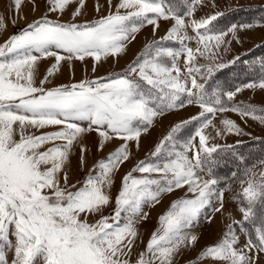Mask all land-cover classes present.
Instances as JSON below:
<instances>
[{
	"label": "snow or ice",
	"instance_id": "6c2138e0",
	"mask_svg": "<svg viewBox=\"0 0 264 264\" xmlns=\"http://www.w3.org/2000/svg\"><path fill=\"white\" fill-rule=\"evenodd\" d=\"M47 2L49 12L63 14L76 0ZM181 2L187 5L183 14L168 0H120L115 13L92 23L65 24L45 16L0 45V264H9V251L13 253L11 264H132L130 257L138 235L135 223L147 218L143 207L154 206L163 194L185 186L193 198H183L170 205L135 264H173L182 247L196 242L197 236L191 234L190 229L217 195L213 186L218 183L215 178L201 180L197 176V170L211 174L209 165L215 163L213 154L218 152V146L208 145L209 138L203 129L212 123L217 112L225 111L264 124V115L256 114L264 109L244 105L226 107L222 100L226 96L232 101L244 87L264 89V76L258 83L237 87L235 92L214 89L209 93L206 82L215 69L210 64L201 71V67L194 64L197 54L215 60L217 50L227 43L225 36L230 33L235 38L238 28L253 25L232 24L216 31L213 22L222 13L186 23L185 18L193 16L195 5L202 0ZM13 3L18 11L22 0H13ZM83 5L84 0H79L73 18L81 14ZM161 18L174 21L165 39L178 42L179 49L150 45L129 65L125 75L103 82L84 81L55 89L43 87L48 77L59 70L61 61H83L85 57L100 61L101 57L120 54L126 42L135 39V33L145 23L156 25ZM189 27L197 37L195 50L184 43L191 39L186 31ZM4 28L6 25L0 18V30ZM182 54L186 56L190 88L181 81L176 65ZM48 57H54L56 63L37 87L38 62ZM260 69L264 73V62ZM134 75L138 79H133ZM197 76L205 83H198ZM182 97H186V101ZM185 103L201 109L198 117L192 118L200 121L194 133V137L199 138L198 146L193 145L194 137H190L183 150H176L172 145L165 152V145L184 125L173 127L155 149L154 155L160 159L141 162L133 169L149 175L125 176L114 213L90 223L88 217L101 213L111 202L105 188L110 189L111 174L129 159L127 144L111 154L106 162L99 163L100 171L96 176L89 175L81 188L71 191L64 169L74 144L90 131L98 132L101 144L113 137L138 142L141 132L147 131L156 116L182 108ZM78 122H87L88 127H81ZM222 124L228 134H241L234 121L225 119ZM50 126H58L59 130L40 135L31 132V129L40 131ZM47 144L53 146L41 150ZM193 147L196 151L189 159L187 153ZM84 150L82 147L81 152ZM239 159L243 161V157ZM153 173L159 174V178H152ZM241 183L247 184L240 194L248 205L241 209L247 221L254 215L257 201L264 207V173H260L258 179L250 177ZM254 230L255 240L249 236L246 247L249 251L255 248L257 252H264V220ZM238 242V236L229 226L223 239L209 247L203 257L226 264H250L252 258L236 248Z\"/></svg>",
	"mask_w": 264,
	"mask_h": 264
},
{
	"label": "rangeland",
	"instance_id": "374dc122",
	"mask_svg": "<svg viewBox=\"0 0 264 264\" xmlns=\"http://www.w3.org/2000/svg\"><path fill=\"white\" fill-rule=\"evenodd\" d=\"M181 2V0H180ZM26 3H30V7L26 8L23 11L22 6ZM120 3V0H84L83 8L80 9V15L73 18L75 11L79 7V0H76L75 3H72L66 8L63 14L58 11L49 12L47 0H22V3L17 11L15 9L13 0H0V18H2L6 28L0 30V45H3L9 38L15 34H18L21 30L25 29L30 23L41 19L42 17L47 16L48 19L52 21H58L60 23H75V24H85L98 21L101 18L107 17L109 14L115 13L117 5ZM174 8H178L180 14H183L187 10V5L185 3H172ZM251 6V7H249ZM252 6L254 7L252 9ZM264 0H202L201 3L195 5V11L191 18H185V22L189 23V20L194 19L199 21L201 19H206L212 15L220 14L219 19L221 21H214L215 30H225L230 25H242V24H252L253 27L245 29H237L236 37L229 33L224 37L225 43L219 50L216 52V59L209 60L201 57L197 54V57L194 61V64L197 67H201V71H205L208 65H212L215 70L216 65L223 64L225 66L234 62L237 58L243 54L248 53L255 46L264 43ZM249 9L250 14L242 19L229 15L225 16L228 12H232L235 8H241V12L244 11V8ZM256 8V9H255ZM98 9V10H97ZM10 12L13 14L11 15ZM17 12V13H16ZM24 12V13H23ZM123 14V10H121ZM258 14L256 20H252L254 14ZM17 14V16H16ZM24 14V15H23ZM19 15H23L20 17ZM151 15V14H150ZM225 16V17H224ZM224 18H227L226 20ZM218 19V20H219ZM230 19V20H228ZM228 20V21H227ZM174 21L171 19H158L157 24H147L140 28V30L135 33V39L126 42L125 50L115 56L109 55L108 57H101L100 61H96L92 57H85L83 61L78 59L63 60L60 63L59 70L54 73L53 76L48 77V82L43 84L45 89H55L60 86H70L73 84H78L84 81H96L101 80L107 81L108 78H114L117 75H125L130 64H132L141 54L146 50L150 45H160L162 47H170L173 49H179L180 45L175 40H167L168 32L173 27ZM259 25V26H257ZM187 36L191 37L189 40H185L184 43L187 47L195 50L197 48V37L195 32L191 27L187 28ZM200 31H203L201 29ZM64 55V53H61ZM167 59V58H166ZM74 62L76 67L69 66L68 69H65V63ZM169 64L171 63L168 60ZM56 63L54 57H48L41 59L38 62L36 73H35V86L40 87L41 81L45 79L47 70ZM176 65L180 70V79L182 82L186 83L187 87H191V80L187 77L186 72V56L181 55L176 60ZM65 69V70H64ZM220 69V68H219ZM214 70V71H215ZM64 73V74H63ZM176 73L174 72L173 75ZM133 79H138L137 76H133ZM198 83H204L205 81L200 79L197 76ZM251 82L259 81H244L237 87L246 85ZM143 83V82H142ZM236 87V88H237ZM236 88L228 90L235 92ZM186 101V97H182ZM224 106L231 107L232 105H256L259 106V109H264V89L256 87L254 89L242 88L241 91L236 93L232 101H228L227 97H222ZM258 108V107H257ZM201 109L195 104H187L179 109L169 110L162 115H158L154 118L153 123L147 126V131H142L139 137L138 142L136 140L124 141L119 138L113 137L112 139L101 144V137L98 132L90 131L83 135V137L74 144L70 153L69 167H65V172L67 173V184L69 190L76 191L77 189L83 186L85 179L89 176H96L100 169L98 165L100 162H106L108 157L116 152L119 148L127 144V150L134 151V159H128L118 166V169L111 174L112 184L110 189L105 188V191L110 196L111 202L109 205L105 206L102 210V214L91 215L88 217L90 223H94L101 216L110 217L116 208L115 201L118 197V193L122 188V182L125 176L131 174L134 178H141L147 176V173L135 172V169L141 162H157L160 157L154 155L155 149L160 145L161 141H164L165 138L171 133L173 127L183 124L184 126L181 130L174 134L173 140L168 142L165 145L164 151L171 149L172 145H175L176 150H183V145L186 144L190 137H194V133L199 126V120H192L194 117H198ZM257 115H264V112H257ZM225 119H230L235 122L236 125L241 129V134H228L224 131L222 121ZM190 121V122H189ZM189 122V123H185ZM81 127H88L87 122H78ZM143 127V125H141ZM58 126H50L40 131L31 129L35 135H40L41 133H51L58 131ZM204 135L208 139L209 146H226L234 143L243 142L249 140L252 137H264V124L260 123L259 120L252 118H241L240 115L231 112H217L212 119V123L205 129H203ZM220 133V134H218ZM146 137V145L144 149L137 151L141 144V138ZM19 137L17 136V139ZM56 143H62L57 141ZM194 146H198L199 138L194 137L192 141ZM144 145V143H143ZM52 144H47L41 150H46L48 147H52ZM79 147V148H74ZM85 150L81 152V148ZM130 147L131 149H128ZM75 149V150H74ZM196 147H193L187 154L189 159H192ZM129 156V151H127ZM131 153V152H130ZM74 157V158H73ZM137 159H140L138 162ZM134 160V161H133ZM83 161V162H81ZM133 161V162H132ZM136 161V162H135ZM69 162V161H68ZM264 173V164L260 167L253 169L246 175L242 180L238 181L234 186H227L222 188L218 183L214 185L216 196L213 197L209 208L205 209L202 212L198 222L190 229V233L197 236V240L194 244H188L185 247H182L181 250L175 255L173 264H226V262L221 260H214L212 258H204L203 254L209 247L216 245L220 242L224 234L228 231L229 226H231L235 234L239 238V242L236 245V248L241 251L243 254L252 258L250 264H264V252H257L255 248L251 251L246 247L248 243V237L251 236L254 240L256 237L255 226L250 230L246 229L243 224L235 220L239 214L240 210L243 208L242 203L245 202L243 197L240 195L243 187H246L247 184H242L241 181H246L248 178H259V174ZM115 182H114V177ZM152 178H159V174H151ZM197 176L201 180L213 179L207 172L197 170ZM63 175L61 176V185H63ZM75 185V187H72ZM173 193L177 197L172 200L166 206L160 203L157 206H148L143 207V212L146 209L155 207L158 209L156 215H152L153 218V229L147 233L146 239L143 242V245L133 251L130 260L132 264H135L138 254L145 251L146 244L149 242L150 237L154 232L159 228V219L161 216L165 215L169 210L170 205L183 198H193L191 193L187 192V186L180 189L174 190ZM222 194V195H221ZM170 198V196L168 197ZM168 201V200H167ZM221 208L220 211H215L214 209ZM225 211L227 215V220L234 219L233 222L225 225L226 220L219 217L220 213ZM153 211V210H151ZM242 212V211H241ZM263 213V214H262ZM148 214V215H149ZM259 218L256 217L255 223L261 226V221L264 220V208L259 212ZM150 218V216H148ZM257 215V214H256ZM255 215V216H256ZM244 216L242 212V217ZM210 218V220H209ZM143 219L138 220L135 225H138ZM111 222V220L109 221ZM123 223V221H122ZM7 259L9 264L13 259V253L7 252Z\"/></svg>",
	"mask_w": 264,
	"mask_h": 264
},
{
	"label": "trees",
	"instance_id": "16d2710c",
	"mask_svg": "<svg viewBox=\"0 0 264 264\" xmlns=\"http://www.w3.org/2000/svg\"><path fill=\"white\" fill-rule=\"evenodd\" d=\"M168 2L170 4L181 3L180 0H168ZM249 7L244 8L243 12L240 11L241 8H235L225 16L232 15V17L237 16L242 19L250 14L247 11ZM258 14L255 13L251 21L256 20L259 16ZM224 19L226 20L227 18ZM217 21H221V18ZM262 62H264V43L255 46L248 53L243 54L229 65L215 70L211 77L207 79L206 89L209 93L214 89L227 92L236 88L244 81H259L261 76H264V73L260 69ZM250 107L260 108L256 105H250ZM213 157L215 163L209 165L212 169L209 176L217 179L218 185L222 188H226L227 186L232 187L246 176V172L249 173L264 164V137H252L243 142L218 147V152L214 153ZM239 157H243V161ZM234 173L235 175H233ZM242 205L243 208L248 206L246 201ZM263 208L260 202L257 201L254 206V215L247 221L244 216L241 218L240 222L246 229L250 230L252 227L259 225L255 221L257 220L256 217L259 218L258 212Z\"/></svg>",
	"mask_w": 264,
	"mask_h": 264
},
{
	"label": "crops",
	"instance_id": "0c3cea01",
	"mask_svg": "<svg viewBox=\"0 0 264 264\" xmlns=\"http://www.w3.org/2000/svg\"><path fill=\"white\" fill-rule=\"evenodd\" d=\"M26 5V7L27 8H29L30 7V3H26L25 4ZM76 62H78V61H76ZM76 62H74V60L72 61V64H71V62H67V63H65V69H68V67L69 66H74V67H76V64H78V63H76ZM61 66V65H60ZM77 67H79V64H78V66ZM64 69V70H65ZM64 74V73H63ZM142 140H141V144L142 145H140V146H138L139 148L138 149H136L137 151H140V150H142V149H144V147H145V145H146V137L145 136H143L142 138H141ZM143 143H144V145H143ZM75 149L76 148H79V147H74ZM74 149V150H75ZM128 149H131L130 147H128ZM127 151H129V158L130 159H134V157H135V155H134V151L131 149V150H127ZM131 152V153H130ZM72 153H73V150H72ZM74 158V157H73ZM140 159H137L136 161L138 162ZM70 161L71 162H73V160L71 159V160H69V162L68 163H70ZM134 161V160H133ZM132 161V162H133ZM135 161V162H136ZM67 163V167H69V164ZM115 178H116V176L114 177V182H115ZM175 191H172L171 193H165V194H163L161 197H160V204L161 205H163V199H164V205L166 206L167 204H169L172 200H174V199H176L177 197H173V196H175L173 193H174ZM170 196V198H168ZM168 200V201H167ZM159 203H156L154 206H157ZM155 207H153V209H151V208H148V209H146V211H145V213H147V215L149 214V213H151L152 215H154V216H157L156 215V213H157V211H158V209H154ZM151 210H153V211H151ZM102 212H103V210H102ZM102 212H101V214H102ZM225 212L227 213V212H229V211H225L224 210V212H222V213H220V215H219V217H221V218H223L224 220H226V218L225 217H227V215L225 214ZM100 214V213H99ZM151 214H149L148 216H150V218H146V219H143L141 222H139L138 223V225H135V228H136V230H137V232H138V235H137V237H136V243H135V246L133 247V251H135L136 249H138V248H140L142 245H143V242L145 241V239H146V235H147V233H149L152 229H153V218H151L152 217V215ZM241 218H242V212H241V210H240V214H239V216L235 219V220H238V221H240L241 220ZM233 220L234 219H229V220H226V222H225V225H228L229 223H231V222H233ZM142 244V245H141ZM132 255H133V253H132Z\"/></svg>",
	"mask_w": 264,
	"mask_h": 264
},
{
	"label": "bare ground",
	"instance_id": "6f19581e",
	"mask_svg": "<svg viewBox=\"0 0 264 264\" xmlns=\"http://www.w3.org/2000/svg\"><path fill=\"white\" fill-rule=\"evenodd\" d=\"M26 8H27V7H26V5L24 4V5L22 6L23 11L26 10ZM16 13H17V12H16ZM23 13H24V12H23ZM10 14L12 15L13 13L10 12ZM23 15H24V14H23ZM23 15H19V16L22 17ZM16 16H17V14H16ZM66 165H67V164H66ZM65 167H67V166H65ZM226 218H227V217H226ZM227 219H228V218H227ZM227 219H226V220H227Z\"/></svg>",
	"mask_w": 264,
	"mask_h": 264
}]
</instances>
